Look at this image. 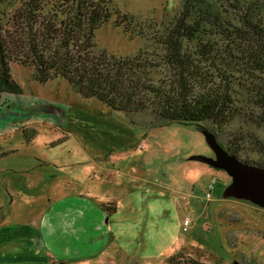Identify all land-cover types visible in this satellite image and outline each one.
<instances>
[{
  "label": "rangeland",
  "instance_id": "1",
  "mask_svg": "<svg viewBox=\"0 0 264 264\" xmlns=\"http://www.w3.org/2000/svg\"><path fill=\"white\" fill-rule=\"evenodd\" d=\"M110 1L134 24L117 26L112 15L96 31L99 50L158 60L161 40L185 13L197 29L191 49L209 41L238 53L229 40L241 26L235 0ZM19 3L0 0V17L7 21ZM12 74L23 92L0 93V264H61L81 231L129 247L121 264H264V207L227 197L232 177L193 158L215 157L208 130L264 167L263 115L245 87L235 85L239 113L220 130L208 121L154 125L146 114L82 98L63 78L40 83L18 63ZM151 76L168 79L165 66Z\"/></svg>",
  "mask_w": 264,
  "mask_h": 264
},
{
  "label": "trees",
  "instance_id": "2",
  "mask_svg": "<svg viewBox=\"0 0 264 264\" xmlns=\"http://www.w3.org/2000/svg\"><path fill=\"white\" fill-rule=\"evenodd\" d=\"M243 1L233 4L241 26L229 39L238 53L209 41L191 49L186 41L195 37L196 24L182 13L161 40L159 59L151 60L145 51L125 57L97 48L96 31L112 15L117 26L134 24L110 0H20L7 21L0 17V93L23 92L12 74L18 63L32 67L40 83L63 78L82 98L132 117L146 114L154 125L208 121L221 130L239 113L238 84L253 94L264 122V4ZM163 66L168 79L156 82L152 69Z\"/></svg>",
  "mask_w": 264,
  "mask_h": 264
},
{
  "label": "water",
  "instance_id": "3",
  "mask_svg": "<svg viewBox=\"0 0 264 264\" xmlns=\"http://www.w3.org/2000/svg\"><path fill=\"white\" fill-rule=\"evenodd\" d=\"M203 132L215 157L197 154L193 158L214 168L223 169L232 177L233 181L226 189L227 197L251 200L264 207V167L242 161L238 156L228 152L214 133L208 130Z\"/></svg>",
  "mask_w": 264,
  "mask_h": 264
},
{
  "label": "crops",
  "instance_id": "4",
  "mask_svg": "<svg viewBox=\"0 0 264 264\" xmlns=\"http://www.w3.org/2000/svg\"><path fill=\"white\" fill-rule=\"evenodd\" d=\"M55 206V205H53ZM53 206H48L50 209ZM96 207V206H95ZM80 215H84L88 212L87 208L79 207ZM84 221L81 218V222ZM110 234L112 232H109ZM108 233V234H109ZM91 238L95 239V242L84 234V231L80 232L79 243L76 245V250L69 251V256L61 258V262L64 264H121L123 259L130 260L131 252L129 247H124L116 238L108 240L107 238L92 237L93 233H89ZM61 236L69 237L67 234ZM107 237V236H106ZM67 247H70L67 245Z\"/></svg>",
  "mask_w": 264,
  "mask_h": 264
},
{
  "label": "built area",
  "instance_id": "5",
  "mask_svg": "<svg viewBox=\"0 0 264 264\" xmlns=\"http://www.w3.org/2000/svg\"><path fill=\"white\" fill-rule=\"evenodd\" d=\"M212 188H213V187H212ZM209 196H210V193H208V197H209ZM188 223H189V221L187 220V221H186V225H187Z\"/></svg>",
  "mask_w": 264,
  "mask_h": 264
}]
</instances>
